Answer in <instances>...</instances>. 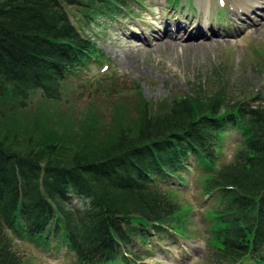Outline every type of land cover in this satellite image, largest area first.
<instances>
[{
  "label": "trees",
  "instance_id": "1",
  "mask_svg": "<svg viewBox=\"0 0 264 264\" xmlns=\"http://www.w3.org/2000/svg\"><path fill=\"white\" fill-rule=\"evenodd\" d=\"M131 1L142 4L0 0V264H29L18 236L64 246L79 264H135L132 249L151 231L187 236L190 205L163 182L185 185L191 157L205 171L203 193L216 198L207 213L213 264H264V98L230 82L228 65L180 95L150 102L139 91L126 105L132 120L114 121L112 131L98 133L92 112L77 135L54 129L73 121L54 106L66 81L105 58L95 27L131 14ZM68 7L79 12L76 24ZM32 95L39 100L29 112Z\"/></svg>",
  "mask_w": 264,
  "mask_h": 264
},
{
  "label": "rangeland",
  "instance_id": "2",
  "mask_svg": "<svg viewBox=\"0 0 264 264\" xmlns=\"http://www.w3.org/2000/svg\"><path fill=\"white\" fill-rule=\"evenodd\" d=\"M169 2L142 0L139 4L131 1L130 6L134 7L129 9L131 14L113 19L106 27H95L105 58L101 64L92 60L88 67L66 81V92L60 103L54 106L59 109V117H65V120L70 117L73 121L72 124L68 120L54 124L55 130L77 135V122L85 121L92 112L96 128L100 127L98 133L112 131L114 121L132 120L130 117L134 116L135 109H127L126 105L132 106V99L139 91L150 102L180 95L188 90L192 81L205 80L210 69L219 64L228 65L230 82H243L250 93L260 91L264 98V11L255 15L258 23L250 24L244 16L234 12L231 0ZM223 2L225 5L221 7ZM259 4H264V0H259ZM67 9L76 24L79 12L75 7ZM207 18L208 23L215 25L214 36L190 39L177 32L174 35L168 32L170 37L162 36L166 20L172 24L184 21L190 31L193 23H206ZM84 33L90 34L88 30ZM30 97L26 109L32 112L39 96ZM117 104L118 114L115 110ZM231 135L233 137L235 132L232 131ZM232 150L229 145L224 148L222 161L230 160ZM191 159L190 168L183 174L185 185L173 177L163 182L169 188L172 186L181 203L190 205L186 223L188 235L151 231L147 243L136 244L132 249L137 257H131L136 259L139 256L135 264H213L211 248L206 244L211 233L207 213L216 205V198L210 199L203 193L199 176L205 171ZM71 205H80V202L74 199ZM13 241L19 255L29 264H79L64 246L51 250L20 236ZM112 264H134V261L125 262L118 258Z\"/></svg>",
  "mask_w": 264,
  "mask_h": 264
},
{
  "label": "bare ground",
  "instance_id": "3",
  "mask_svg": "<svg viewBox=\"0 0 264 264\" xmlns=\"http://www.w3.org/2000/svg\"><path fill=\"white\" fill-rule=\"evenodd\" d=\"M231 2L233 4L232 8L236 14H238L241 17L244 16L245 19H248L250 21V24H252V23L256 24L259 22L258 19H256V16L260 15L259 14L260 10L264 11V4H259V0H231ZM256 14H258V15H256ZM177 23H178L177 27H180L177 29V34L179 35V34L183 33L182 35H185L186 38H190V39H194L197 37H198V39L204 38V37L209 36V33H210V35H213V34L215 35L214 30L210 28V27H212V24H210V27H208L205 30V29H203L201 23H199V24L193 23L191 30L188 31V29L190 27H188V28L186 27L187 26L186 22L177 21ZM162 36H164V37L169 36L170 37V35H168V33H164V35H162ZM139 40H141V39H139Z\"/></svg>",
  "mask_w": 264,
  "mask_h": 264
}]
</instances>
